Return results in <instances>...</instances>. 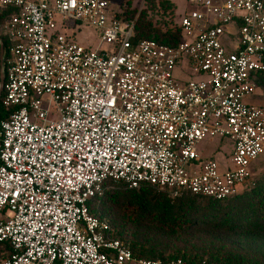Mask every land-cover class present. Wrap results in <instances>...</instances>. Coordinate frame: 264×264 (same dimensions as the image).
I'll return each instance as SVG.
<instances>
[{
    "label": "built area",
    "instance_id": "obj_1",
    "mask_svg": "<svg viewBox=\"0 0 264 264\" xmlns=\"http://www.w3.org/2000/svg\"><path fill=\"white\" fill-rule=\"evenodd\" d=\"M193 6L172 47L134 42L136 20L111 0H0V14L17 10L0 97V244L13 252L0 264H164L135 259L91 214L108 183L216 200L252 184L264 155V104L249 101L264 73V0ZM68 22L97 28L99 45L71 40ZM212 139L232 142L224 173L198 151Z\"/></svg>",
    "mask_w": 264,
    "mask_h": 264
},
{
    "label": "trees",
    "instance_id": "obj_2",
    "mask_svg": "<svg viewBox=\"0 0 264 264\" xmlns=\"http://www.w3.org/2000/svg\"><path fill=\"white\" fill-rule=\"evenodd\" d=\"M139 10L121 5V20H136L134 42L154 40L175 47L181 40L179 22L161 20L175 15L169 0H143ZM131 5V4H129ZM15 9L0 14V25ZM6 60L10 42L2 37ZM7 70V69H6ZM1 82V80H0ZM257 86L264 89V73ZM95 199L90 212L108 218L114 236L127 245L137 260L168 264L183 260L187 264H264V176L254 180L234 197L216 200L184 193L172 198L167 191L145 185L129 189L121 183ZM13 252L9 242L0 244V260Z\"/></svg>",
    "mask_w": 264,
    "mask_h": 264
},
{
    "label": "rangeland",
    "instance_id": "obj_3",
    "mask_svg": "<svg viewBox=\"0 0 264 264\" xmlns=\"http://www.w3.org/2000/svg\"><path fill=\"white\" fill-rule=\"evenodd\" d=\"M118 6L123 4V7L126 5L131 6V8H137L139 10L143 9L144 4L143 0H111ZM173 4V8L175 9V15L172 18L169 14L162 15L160 11L157 15L161 20L171 21L172 19L177 22L181 20V18L186 15L188 12L194 9L193 1L194 0H169ZM131 4V5H129ZM8 21L0 25V38L5 37L8 31ZM68 27L64 29L62 32L67 37H69L74 42H77L86 47L96 48L99 45V31L97 28L92 26L82 24V23H73L68 22ZM107 51L112 50V46L104 45L102 47ZM0 60V79L2 76V67ZM5 73V70H4ZM176 78L180 81H186L189 79L187 76H182L181 73L177 72L175 74ZM253 104H264V89L263 87H259L257 89V94L255 97L249 100ZM56 119V116H53ZM232 142L229 140H206L203 142L199 148V153L203 156L213 157L219 166V172L224 173L228 170L230 166V155L232 151ZM264 176V155L260 158V160L253 167V181L262 178ZM249 184V183H248ZM251 184L247 185L250 187Z\"/></svg>",
    "mask_w": 264,
    "mask_h": 264
},
{
    "label": "water",
    "instance_id": "obj_4",
    "mask_svg": "<svg viewBox=\"0 0 264 264\" xmlns=\"http://www.w3.org/2000/svg\"><path fill=\"white\" fill-rule=\"evenodd\" d=\"M1 58H2V61H3V58H4V50L3 49L1 50ZM2 66H3V62H2ZM4 70H5V68L2 67L3 73H2V76H1V79H0L1 80V82H0V97H1V94L3 92L5 79H6V75L4 73Z\"/></svg>",
    "mask_w": 264,
    "mask_h": 264
},
{
    "label": "crops",
    "instance_id": "obj_5",
    "mask_svg": "<svg viewBox=\"0 0 264 264\" xmlns=\"http://www.w3.org/2000/svg\"><path fill=\"white\" fill-rule=\"evenodd\" d=\"M6 37H8V36L6 35ZM8 39H9V37H8ZM9 42H10V39H9ZM10 44H11V42H10ZM2 49L4 50L3 42H2V39L0 38V60H1V62H3V66H2V63H1V67L5 68L6 54H5V50H4V58H3V61H2V58H1V50Z\"/></svg>",
    "mask_w": 264,
    "mask_h": 264
}]
</instances>
